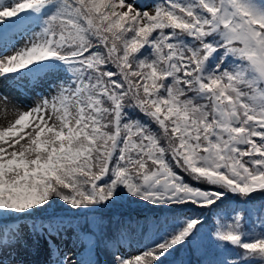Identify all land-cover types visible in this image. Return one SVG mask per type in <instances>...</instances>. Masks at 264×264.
Here are the masks:
<instances>
[{
	"label": "snow or ice",
	"instance_id": "snow-or-ice-1",
	"mask_svg": "<svg viewBox=\"0 0 264 264\" xmlns=\"http://www.w3.org/2000/svg\"><path fill=\"white\" fill-rule=\"evenodd\" d=\"M0 83V264H264V0H0Z\"/></svg>",
	"mask_w": 264,
	"mask_h": 264
},
{
	"label": "trees",
	"instance_id": "trees-1",
	"mask_svg": "<svg viewBox=\"0 0 264 264\" xmlns=\"http://www.w3.org/2000/svg\"><path fill=\"white\" fill-rule=\"evenodd\" d=\"M184 213L191 215L193 214V209L186 208L182 210H176V214H184ZM170 215H172V213L167 212L166 210L156 209L139 201L124 202L122 205L111 209L110 212L107 213V216L109 218L115 216V217L131 219L132 221L138 220L141 225L145 226L146 231L151 226V222L153 218L158 217L160 219H163L165 216H170ZM204 217L208 218V222L204 226V231H207L214 223L215 218L212 216L211 213L207 211L204 212ZM204 217L201 218L203 219ZM100 251L104 258V263L106 264V262L110 258L109 253L105 251L103 247L100 248ZM178 256L191 261V264H197V257L190 254V250L187 248V246H185V249L181 250L178 253ZM176 259L177 256H170L168 258L167 264H174Z\"/></svg>",
	"mask_w": 264,
	"mask_h": 264
},
{
	"label": "rangeland",
	"instance_id": "rangeland-1",
	"mask_svg": "<svg viewBox=\"0 0 264 264\" xmlns=\"http://www.w3.org/2000/svg\"><path fill=\"white\" fill-rule=\"evenodd\" d=\"M17 39H19V37H17ZM20 42H23L22 40ZM0 92H3L5 94H7L8 96L12 97L15 100H18L22 103H29V98L27 97V95L21 96L19 95L17 92L13 91L11 88L8 87L7 83H0ZM11 115L8 116V119H11ZM4 122V114L2 112H0V123ZM65 243H68L67 241ZM22 258L27 261L30 262V264H42V262L45 260L46 256L41 253L39 255H25L22 256ZM42 258L44 260H42ZM97 259L99 260L100 264H105L104 263V258L102 256V253L100 251V249H98L97 252Z\"/></svg>",
	"mask_w": 264,
	"mask_h": 264
},
{
	"label": "bare ground",
	"instance_id": "bare-ground-1",
	"mask_svg": "<svg viewBox=\"0 0 264 264\" xmlns=\"http://www.w3.org/2000/svg\"><path fill=\"white\" fill-rule=\"evenodd\" d=\"M46 259V258H45ZM42 260H44L43 258H42Z\"/></svg>",
	"mask_w": 264,
	"mask_h": 264
}]
</instances>
